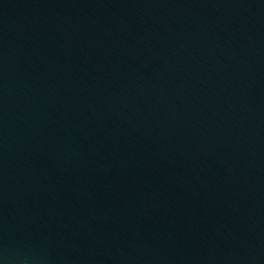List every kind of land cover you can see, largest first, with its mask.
I'll return each instance as SVG.
<instances>
[{
  "label": "water",
  "instance_id": "1",
  "mask_svg": "<svg viewBox=\"0 0 264 264\" xmlns=\"http://www.w3.org/2000/svg\"><path fill=\"white\" fill-rule=\"evenodd\" d=\"M0 264H264V0H0Z\"/></svg>",
  "mask_w": 264,
  "mask_h": 264
}]
</instances>
